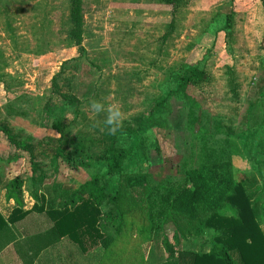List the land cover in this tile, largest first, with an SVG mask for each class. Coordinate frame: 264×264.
I'll list each match as a JSON object with an SVG mask.
<instances>
[{
  "label": "rangeland",
  "instance_id": "obj_1",
  "mask_svg": "<svg viewBox=\"0 0 264 264\" xmlns=\"http://www.w3.org/2000/svg\"><path fill=\"white\" fill-rule=\"evenodd\" d=\"M82 1L78 48L68 40L70 0H0V186L20 176L40 201L61 207L103 176L118 199L100 208V223L117 244L112 256L92 251L95 264H150L152 253L165 254L176 226L153 231L150 201L185 184L186 171L252 182L264 205V0H179L175 13L167 0ZM191 69L205 79L183 90ZM93 100L120 108L116 135ZM61 120L70 126L59 141L51 126ZM113 141L135 152L121 175L104 177ZM186 223L189 235L196 228ZM213 235L188 236L181 248L207 252Z\"/></svg>",
  "mask_w": 264,
  "mask_h": 264
},
{
  "label": "trees",
  "instance_id": "obj_2",
  "mask_svg": "<svg viewBox=\"0 0 264 264\" xmlns=\"http://www.w3.org/2000/svg\"><path fill=\"white\" fill-rule=\"evenodd\" d=\"M167 1L175 13L179 0ZM70 23L68 40L74 46L82 48L85 27L82 0H70ZM185 79L182 85L183 90L190 84H197L204 80L205 73L198 69H191L186 73ZM67 99L77 102L76 99L69 97ZM163 105L164 101H161L154 108L158 109ZM254 108L255 105H251L250 115ZM69 126L70 123L63 120L52 123L51 128L59 135V139L56 140L63 139ZM7 135L11 144L17 145L11 136ZM260 146L264 153V142ZM134 152L135 147H118L113 141L111 147L105 152L104 177L121 175L125 161ZM86 166L84 163L79 166L71 164L70 168L78 172L81 167ZM217 168L218 166L215 165L214 170ZM184 176L185 184L177 189H163L164 192L157 190L150 201L149 220L153 231L160 230L166 223H174L176 226L172 241L168 238L162 241L165 254L160 257L154 256L155 259H153L152 253L150 264H264V231L261 226L264 205L260 204V197H256L252 191L254 184L252 182L235 184L228 173L220 178L217 173L206 174L202 169L186 171ZM102 178L103 176H95L81 184L72 191L61 207L56 206L53 201H46L41 206L36 204L34 210L47 213L54 221L59 233L79 243L83 250L88 244L102 246L109 252L107 254L112 256L114 244L117 243H114L115 238L112 235L105 232L107 224L100 223L103 217L100 208L105 204L116 206L118 196H111L106 192V188L102 186ZM24 185L23 179L16 176L5 186L7 199H14L17 205L10 217L12 223L27 215V212L22 211ZM34 194L35 200L40 202V197L37 193ZM199 212L205 214L201 222ZM111 213H107V216ZM183 221L187 222L188 228L196 229L189 235L181 234V230L184 229ZM209 230H213L214 235L207 252L188 251L181 248L182 242L188 236L203 238Z\"/></svg>",
  "mask_w": 264,
  "mask_h": 264
},
{
  "label": "crops",
  "instance_id": "obj_3",
  "mask_svg": "<svg viewBox=\"0 0 264 264\" xmlns=\"http://www.w3.org/2000/svg\"><path fill=\"white\" fill-rule=\"evenodd\" d=\"M5 186H0V264L93 263L88 256L99 246L88 244L83 250L69 236L61 235L47 213L34 210L36 204L41 206L44 201L37 202L33 190L26 184L22 189V211L27 215L10 222L17 205L14 199H7Z\"/></svg>",
  "mask_w": 264,
  "mask_h": 264
},
{
  "label": "clouds",
  "instance_id": "obj_4",
  "mask_svg": "<svg viewBox=\"0 0 264 264\" xmlns=\"http://www.w3.org/2000/svg\"><path fill=\"white\" fill-rule=\"evenodd\" d=\"M89 107L93 114L106 113L104 125L109 135H116L121 129L123 114L116 105H105L100 101L93 100Z\"/></svg>",
  "mask_w": 264,
  "mask_h": 264
}]
</instances>
